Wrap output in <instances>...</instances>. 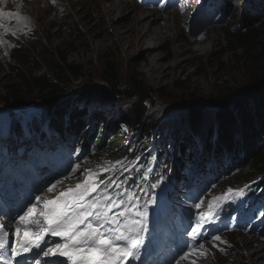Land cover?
Masks as SVG:
<instances>
[{
    "label": "rangeland",
    "instance_id": "obj_1",
    "mask_svg": "<svg viewBox=\"0 0 264 264\" xmlns=\"http://www.w3.org/2000/svg\"><path fill=\"white\" fill-rule=\"evenodd\" d=\"M54 2V0L47 2L49 7L56 9L52 11L51 15L49 14L48 19H44L43 8L39 7L40 12L33 18V21H24L23 18L20 21L16 19L0 20V129L3 126H8L13 130L19 125L22 126L25 123L29 125L33 122L43 126L49 119L47 103L41 101L40 94L19 97V100L22 101L20 105L16 104V97L6 96V88L10 85V80L13 77V67L18 64L20 68H25V71L33 73L38 70L39 66L44 70L49 68L51 58L60 62L61 57H65L70 65L79 67V70L82 71L81 77L72 79L71 73L66 72L67 78H70L71 82L66 87L68 91L64 93L70 94L64 98L61 92L62 95L53 101V105L63 103L70 95L85 97L84 102H88L89 118H91L88 124L90 131L86 132L87 143L91 136L99 130L100 135L106 136L110 131H120L125 135L132 134L135 127L134 122L124 120L122 115L125 111L129 112L136 101L110 99L105 93L106 84L103 81V76L108 61H110L116 65L119 71L122 87H127L131 79L136 78L154 92L151 103L145 104V117L148 119L149 127L142 128L146 133H149V137H152V147L146 158V160L151 158L152 164L157 160V157H162L160 153L166 155L168 152L166 147H169L170 144L175 145L173 142L174 133L178 135L177 143H181V139L190 138L198 143L203 139L201 136L210 128L213 129L214 134L215 114L219 110L220 103L218 98L229 94L228 89L231 87L247 88L251 68L250 58L243 57L242 51H237L234 45L230 44L227 30L234 26L243 28L247 20L252 21L253 26L259 30V37H264V0H193L190 10L187 11L190 13L187 16L191 20L184 24L181 32L175 38H179L177 39L182 44V49L186 48L188 43L185 41L190 37L196 41H203L206 35V37L213 35L214 40L206 46V51L184 53L181 58L188 59L187 65L182 60L181 65L178 66V60L174 57L178 51V42L173 44L166 40L162 41L157 50L150 54L146 49L137 51L133 49L129 53L126 43L120 41L122 42L120 44L118 39H111L106 32L100 34L105 26V23H101L103 17L98 11V5L102 0H74V4H71L74 6L72 13H66L65 9L69 8L70 4L65 0H62L65 4L64 8L58 7ZM106 2L110 3L111 0H106ZM15 3V6L11 7L12 10L3 13L13 16L19 12L22 6L18 4V0ZM136 3L148 9L160 7L162 9L159 10L162 12L170 11L172 13L180 10L182 15L187 13L181 11V0H163L158 3H154L153 0H136ZM122 23L128 24L125 20ZM21 90L24 91L26 88L21 87ZM193 99L199 100L204 105V111L207 114L214 115L213 118L202 123L204 128L201 127L202 130L197 133L192 130L193 127L188 118V110ZM96 119H102L101 123L95 124ZM43 130L46 131L47 128L45 127ZM165 130H168L169 133ZM4 131L6 130H2L0 134V146L3 148L7 146L8 141L1 139ZM7 134L8 138H11V134L8 132ZM168 134L171 135L168 136ZM30 135H26V142ZM171 136L173 137L169 139ZM28 145L29 142L23 143L20 150H24ZM79 148L81 149V145ZM50 149H52V145H50ZM75 150L74 148L70 157L72 160L76 159L77 162L72 165L68 164L64 171L38 168L39 173H36L39 180L40 191L38 193L32 191L27 194L25 191L28 187L33 189L32 172L22 168L26 164L29 165L31 158H24L23 155L17 156L18 149L13 153V159L8 161L2 159L0 176L6 170L7 172L4 174L21 175L18 180H7L5 176L0 178V200L1 206H3L0 208L1 220L6 221L8 215L16 217L17 226L23 230L24 226L20 224L19 216L24 214L27 206L36 203L34 199L36 195H39L41 200L54 199L60 192L75 188L77 184H83L89 177V170L95 174L90 183L96 185L97 174L104 172V169L107 168L105 157H100L98 154L104 148L101 144H97L82 155L75 154ZM192 152L197 154V160H202L206 148L198 144ZM146 160L142 157L140 161L145 162ZM205 160L211 161L210 158H205ZM186 164L184 172L192 174L196 166L191 165L190 161H186ZM69 165H71L70 173L64 177L59 176L68 170ZM77 165L79 168L76 167ZM148 168H146V173L150 174L153 167ZM111 175V173H105L102 177ZM227 182L229 184L225 188L227 193L239 195L241 194L240 190L244 187H251L253 184L258 185L259 189L264 188V175L259 174L254 168L248 171V167H243L242 170L230 176ZM52 184H56V188L53 192H48V188ZM220 188L222 186L217 189ZM9 191L14 197H8L5 194ZM254 194L257 197V193ZM206 200L209 207L205 206L204 209L212 210L216 206L220 209L223 202L229 199L226 196H221L220 192L212 191L206 196ZM40 208L41 206H38L37 212ZM125 209L119 205L113 209V212L118 213ZM123 219L124 217H121V220ZM154 226L155 224L148 225L146 230L153 231ZM140 228L143 229L142 223ZM21 235H23V231ZM244 237L248 240H244ZM18 239L15 234L13 241L16 244H18ZM147 240L151 242V239ZM249 241L256 244V249L260 248V252L264 255V202L254 205L249 213V218L239 219L237 230L224 234L223 239L220 237L216 241V245H207L204 252L207 253L208 250L212 253L207 257V261L201 264H264V258L257 263L249 258V250H246L245 245ZM57 245L63 244L56 242V239H50L47 246L37 249L36 256L31 255L34 257L27 264H48L45 253H57Z\"/></svg>",
    "mask_w": 264,
    "mask_h": 264
},
{
    "label": "trees",
    "instance_id": "obj_2",
    "mask_svg": "<svg viewBox=\"0 0 264 264\" xmlns=\"http://www.w3.org/2000/svg\"><path fill=\"white\" fill-rule=\"evenodd\" d=\"M251 22L246 20L243 28L234 26L227 30L230 44L234 45L237 51L241 50L243 57L250 58L248 86L246 89L239 88V86L231 87L228 89L229 94L218 98L220 103L219 110L215 114L214 134L212 128L208 129L204 133V139L200 145L206 148L204 159H213L218 166L222 167L226 161L231 160L229 161L231 169L249 167L264 175V37H259V30ZM13 68V77L10 80V85L6 88V96L16 97V104L20 105L22 101L19 100V97L40 94L41 101L47 103L49 115H51L50 129L53 132L63 139L72 137L80 141L83 137L88 139L86 132L90 131L87 124L89 106L88 102H84L85 97L70 95L63 103L53 105V101L62 95L61 92L64 98L70 94L64 93L68 91L66 87L71 82L70 78H67L66 72L71 73L72 79H79L82 72L79 67L70 65L67 58L61 57L60 62L51 58L49 68L44 70L39 66L38 70L33 73L25 71V68H20L18 64ZM103 81L106 84L105 93L110 99L136 101L132 109L129 112L125 111L122 115L124 120L134 122V131L130 135H125L120 131H110L107 136L100 135V130L96 131L88 143L84 140L86 144L83 149L101 144L104 150L98 153L100 157L104 156V161L108 166L114 167L119 170V173L124 174L142 156L148 155L152 146V137H149V133H146L142 128L149 127L148 119L145 117V104L151 103L154 92L136 78H132L127 87H122L119 71L116 65L110 61L106 66ZM21 87H25L26 90H21ZM188 116L195 133L204 128L202 123L214 117V115L207 114L204 111V105L196 99L192 100ZM101 121L102 119H96L97 124ZM165 131L169 133L168 130ZM174 137L177 140L178 135L174 133ZM181 141V145L176 143L174 146L170 144L169 147H166L170 153L169 158L160 153L164 157L161 165H165V171H169V174L173 176L171 180L169 175L167 180L171 181L172 187H174L175 181L179 183L184 179L180 155L190 148L191 151L195 150L196 144L198 145L191 138L181 139ZM190 157L193 156L190 155Z\"/></svg>",
    "mask_w": 264,
    "mask_h": 264
},
{
    "label": "snow or ice",
    "instance_id": "obj_3",
    "mask_svg": "<svg viewBox=\"0 0 264 264\" xmlns=\"http://www.w3.org/2000/svg\"><path fill=\"white\" fill-rule=\"evenodd\" d=\"M94 175L89 170V177L83 184L60 192L54 199L41 200L36 195V203L27 206L24 214L19 216V222L24 226L23 230L16 227L19 248L27 252L30 244L39 246L43 235L51 233L65 238V244L57 245V252L67 257L71 264H123L129 257L135 256L140 246L139 232L143 231L137 228L141 221L129 220L126 216L129 209L113 213V209L123 204V201L118 203L106 190L94 196L93 193L99 188L90 183ZM55 188L56 184H52L48 192H53ZM40 205L42 207L37 212ZM136 215L146 213L137 212ZM121 217L124 219L121 220ZM199 226L198 223L192 229L193 236L197 234ZM30 233L34 235V240L28 239ZM7 236L8 233L3 232L0 237V250L5 248L4 238ZM213 239L219 240L220 237L215 236ZM121 241L124 243L121 244ZM5 264L8 262L5 261Z\"/></svg>",
    "mask_w": 264,
    "mask_h": 264
},
{
    "label": "bare ground",
    "instance_id": "obj_4",
    "mask_svg": "<svg viewBox=\"0 0 264 264\" xmlns=\"http://www.w3.org/2000/svg\"><path fill=\"white\" fill-rule=\"evenodd\" d=\"M15 1L17 0H0V20H10L16 19L21 20L23 18L24 21H33V18L40 12L39 7L43 8V16L44 19H48L49 16L53 13L52 11L56 10L47 5V2L53 0H18V4H21L22 8L19 12L15 13L13 16L8 15L7 13H3L5 11L12 10L11 7L15 6ZM47 1V2H46ZM58 7L64 8V2L62 0H54ZM67 3L70 4L69 8H66V13H72L74 11V0H65ZM192 1L182 0L181 3V11L187 12L190 10L192 6ZM33 3V4H31ZM227 3V2H226ZM11 4V5H9ZM147 4V3H143ZM191 4V5H190ZM99 12L102 15L101 23H105L104 30L100 32L106 34L114 40L118 39L119 43L122 42L126 43V49L130 53L131 50H142L146 49L148 54L157 50L158 46L162 41L172 42L173 44L178 42V39L175 38L181 32V28L184 27V24L188 23L190 19L187 16L190 13H185L182 15L179 11H164L162 12L159 9L160 7H155L154 9H148L147 7H142L136 3V0H111L110 3H107L106 0H102L99 3ZM173 11V10H172ZM50 14V15H49ZM120 19V21H119ZM125 20V24L122 23ZM194 20V19H193ZM195 21V20H194ZM120 22V23H119ZM193 23L191 24V26ZM189 26V25H188ZM193 28V26H192ZM211 33V32H210ZM205 36V35H204ZM207 36V35H206ZM202 41L193 40V38L187 39L185 43V49H182V44L180 41L178 42L176 55L174 56L178 61V66L181 65L182 60H184L185 65H187V58H181L182 55L186 52L196 51V52H203L206 51V46L214 40V36L209 35L211 37H206ZM122 41V42H120ZM194 41V42H192ZM199 42V43H198ZM205 42V43H204ZM123 43V44H124ZM194 43V44H193ZM124 47V46H123ZM182 49V50H181ZM159 57V56H158ZM160 59V58H158ZM157 66H159L157 64ZM77 167V166H76ZM79 168V167H78ZM247 168V167H245ZM133 173V172H132ZM247 173V172H246ZM6 179H13L18 180V176L14 174H6ZM203 191V189L201 190ZM45 196V194H43ZM6 223V221H5ZM244 240H248L244 237ZM258 240V239H257ZM255 240L257 243L258 241ZM243 241V240H242ZM246 250H249V258L254 261L255 263L263 260L264 255L259 250L260 248L255 247V245L249 241L245 243ZM261 246V245H260ZM7 245L5 248L0 250L6 251ZM245 251V250H244ZM257 260V261H256ZM5 261L11 264H21L19 258H13L11 255H5V257L0 260V264H5ZM212 263V262H211ZM251 263V262H250ZM253 263V262H252Z\"/></svg>",
    "mask_w": 264,
    "mask_h": 264
}]
</instances>
